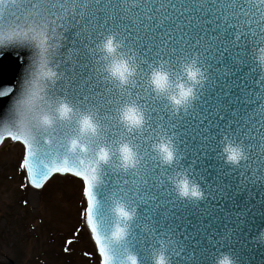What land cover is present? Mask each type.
Listing matches in <instances>:
<instances>
[{"label":"snow or ice","instance_id":"snow-or-ice-1","mask_svg":"<svg viewBox=\"0 0 264 264\" xmlns=\"http://www.w3.org/2000/svg\"><path fill=\"white\" fill-rule=\"evenodd\" d=\"M5 48L0 145L80 181L95 264H264V0H0Z\"/></svg>","mask_w":264,"mask_h":264},{"label":"rangeland","instance_id":"rangeland-1","mask_svg":"<svg viewBox=\"0 0 264 264\" xmlns=\"http://www.w3.org/2000/svg\"><path fill=\"white\" fill-rule=\"evenodd\" d=\"M22 155L20 143L5 140L0 147V264H95L79 216L80 181L57 175L39 193L21 187Z\"/></svg>","mask_w":264,"mask_h":264},{"label":"water","instance_id":"water-1","mask_svg":"<svg viewBox=\"0 0 264 264\" xmlns=\"http://www.w3.org/2000/svg\"><path fill=\"white\" fill-rule=\"evenodd\" d=\"M17 56H22L23 60L21 61V68L19 69L17 73L18 79L17 81H14L13 83L18 82L19 77L23 73V68L26 67L27 63L30 61L31 50L27 48H5V49L0 50V59H15ZM10 103H11L10 100L0 99V112H6ZM140 259H142V256L140 257Z\"/></svg>","mask_w":264,"mask_h":264},{"label":"clouds","instance_id":"clouds-1","mask_svg":"<svg viewBox=\"0 0 264 264\" xmlns=\"http://www.w3.org/2000/svg\"><path fill=\"white\" fill-rule=\"evenodd\" d=\"M261 59L264 60V55L261 56ZM230 257L227 256V254L224 257H221L218 260V264H229Z\"/></svg>","mask_w":264,"mask_h":264}]
</instances>
